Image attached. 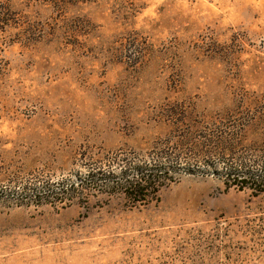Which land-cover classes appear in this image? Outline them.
<instances>
[{"label": "rangeland", "instance_id": "374dc122", "mask_svg": "<svg viewBox=\"0 0 264 264\" xmlns=\"http://www.w3.org/2000/svg\"><path fill=\"white\" fill-rule=\"evenodd\" d=\"M0 5V190L172 172L142 205L0 200V264H264V194L225 176L264 164V0Z\"/></svg>", "mask_w": 264, "mask_h": 264}, {"label": "trees", "instance_id": "16d2710c", "mask_svg": "<svg viewBox=\"0 0 264 264\" xmlns=\"http://www.w3.org/2000/svg\"><path fill=\"white\" fill-rule=\"evenodd\" d=\"M80 0H59L66 5ZM6 7L0 5V16L8 15ZM147 165L130 166L131 173L126 170L114 172H89L83 178H76L73 182L61 181L56 183H38L37 185H18L14 190H0V200L14 202L16 205L28 203L34 206L50 205L54 201L72 202L84 193L94 192L106 196H120L125 202L135 205L144 204L149 198L157 195L163 184L169 181L172 172L165 167ZM125 169V168H124ZM226 181L235 183L247 189L251 194H264V164L256 171L245 170L241 173H226ZM30 185V186H28Z\"/></svg>", "mask_w": 264, "mask_h": 264}]
</instances>
